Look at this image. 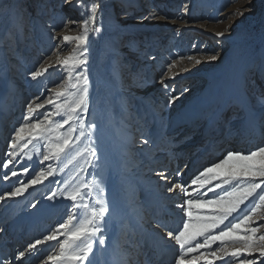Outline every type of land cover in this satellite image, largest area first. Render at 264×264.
I'll return each mask as SVG.
<instances>
[{
    "label": "rangeland",
    "instance_id": "1",
    "mask_svg": "<svg viewBox=\"0 0 264 264\" xmlns=\"http://www.w3.org/2000/svg\"><path fill=\"white\" fill-rule=\"evenodd\" d=\"M64 3V0H0L2 34L0 64L7 75L6 84L1 85L3 82L0 79V176L6 171L3 169L2 160L7 158L8 139L15 128L24 123L26 104L31 101L37 113L45 110L52 113L47 120H41L38 128H26L21 133L17 140L16 155L12 157L18 177H12L8 182L0 180V191L15 186L17 179L27 183L34 177L35 172L41 168L46 169L48 164L54 169L56 160L44 161L43 155L49 154V146L57 142L62 143L64 138L71 136L69 140L71 142L79 131V124L73 121L59 128L57 123L67 118L65 112L76 98L75 93L79 87L75 79L79 69L73 67L80 58L79 53L73 60L68 58L77 52L76 44L66 43L62 38L81 35L85 29L88 30V42L98 35L100 46L96 79H93L90 64L88 65L92 81L90 88L92 106L89 115L98 125L95 132H101L103 127L114 129L115 135L109 134L105 137L111 141L110 151L122 170H118L116 181L122 197L129 203L125 205L128 206L132 219L138 221L141 219L143 224L154 221V214L158 213L160 217L164 213L159 207V202L163 205L168 204L166 206L168 210L173 209V214L177 212L181 216L179 210L172 205H176L184 198L182 191L174 189L172 193H168L166 190L168 184L155 175L164 166L174 167L167 171L172 183L179 182L190 186L191 179L199 171L208 166L211 160H218L233 144H241L236 149H242V152H245L243 149L249 150L251 146L256 149L264 145V125L260 121V116L264 114V0H106L102 3L103 17L101 18L98 12L96 23L89 21L87 25L83 22L90 15L89 10L95 3L94 0L78 2L76 6L69 4L64 7ZM17 15L21 17L22 30L17 25ZM141 17L144 19L141 20ZM69 20H75L77 23L63 27ZM111 22L117 25L116 30L110 28ZM101 23L102 32L95 33L93 28ZM53 28L56 29L55 33L52 32ZM220 32L226 35L225 38L218 40L214 34ZM53 35L56 36L55 40L52 39ZM57 44L60 46L56 47ZM241 46L247 51V58L240 70L242 87L240 91L232 94L231 102L222 107L225 98L214 87L222 76L220 71H217L220 59L227 57L233 63L236 62ZM217 51L220 53L217 61L196 64V60H207L203 53L214 54ZM189 56L193 59H188ZM65 60L68 62L67 65L61 68L60 65ZM173 61L174 66L168 69L167 65ZM50 65L53 67H49ZM33 70L42 73L36 80L28 77V73ZM165 71L168 73L165 81L169 88L175 87L178 92L188 89L171 108L165 107V92L157 83ZM177 73L179 75L175 80L169 79ZM60 91L64 95L56 98L55 93ZM241 96L246 102L250 123L245 119L246 108L241 107L239 103ZM47 99H53L54 104L45 103ZM37 104H43V107L36 108ZM56 104L61 106L59 116L55 115ZM220 105L223 110L221 118L213 123L212 130H209L206 128L207 123L215 117ZM161 112L164 117L163 126L160 121ZM252 116L255 117L254 122ZM245 121L249 124V130L247 129L249 134L245 139H239L238 135H241L243 126H246ZM69 125L77 131H72ZM219 129L221 132H217ZM144 134L154 138L153 142L146 146L141 144ZM249 135H253V139L250 140ZM178 136L183 137L176 140ZM187 140L190 143L186 147L195 146L186 152L185 161H179L178 158L184 154L179 147ZM227 140L234 142L230 144ZM225 143L228 146H222ZM216 148L220 150L218 153ZM179 151L181 153L177 155ZM219 155L220 157L216 159ZM195 157L197 159L193 162ZM9 167L12 168L13 165L10 164ZM24 167L29 168L27 173L23 172ZM189 167L199 170L191 178H183V173ZM178 170L182 174L179 178L173 179ZM230 170H235L231 164L217 171L223 178ZM96 172L103 177L100 187L104 189L107 179L112 175L111 169L101 162V168L96 169ZM91 173L92 168L89 175ZM208 181H212L213 184L220 182L216 176H209L205 181V188L209 186ZM38 186H30L23 195L27 196ZM54 186L55 183L45 190L40 189L34 193L35 195L32 194L22 207L5 212V219L4 215L0 218V227L6 228L5 233L0 234V245L9 242L10 247L8 244L5 246L12 249L15 244L12 250L16 251L39 239V236L47 235L66 219L70 203L55 209L51 219H42V229L27 235L28 241L22 247L19 246L26 235L28 225L24 219L17 220V226L21 225L22 228L17 230L10 240L11 231L9 232L6 225L12 222L19 209L30 208L44 193H50ZM194 187L196 186L188 187V193L192 197L196 196L197 192L204 191L198 187L193 191ZM174 192H177V195H172ZM209 195L211 196V193H208ZM171 196L177 199H169ZM214 207L209 206L200 211L206 214ZM261 217H264V208L258 209L249 227L256 226L257 221L264 222L260 220ZM165 220L166 223L176 221L167 217ZM127 223L126 240H121L120 246H127L129 251L133 252L134 246L137 245L136 248L143 252L142 244L138 241L143 235L131 229L130 223H133L130 218ZM131 232L134 233L132 239L129 236ZM58 233L59 240L68 238L64 235V230ZM259 235H264V228L258 230L257 236ZM136 240L139 244L135 243ZM218 246L227 247L231 251L240 245L231 242L221 244L218 241L207 251L216 250ZM56 250H59L58 245ZM50 251L51 249L46 247L42 253L37 254L39 258L30 259V264L40 263V259L47 256ZM204 251L198 250L188 258L201 256ZM145 256L146 252L142 257ZM248 258L255 260L256 264H260L264 259L259 252L252 253ZM157 259L158 257L154 262L157 263ZM224 260H227L228 264H238L231 257H225ZM209 261L212 264H224L223 260H214L211 256L207 259L200 258L199 264H209ZM47 263L53 264L51 261Z\"/></svg>",
    "mask_w": 264,
    "mask_h": 264
},
{
    "label": "snow or ice",
    "instance_id": "2",
    "mask_svg": "<svg viewBox=\"0 0 264 264\" xmlns=\"http://www.w3.org/2000/svg\"><path fill=\"white\" fill-rule=\"evenodd\" d=\"M66 4L71 3V0H64ZM187 7V6H185ZM90 15L83 23L87 25L89 21L94 24L97 20V13H100L103 17L104 5L100 2L93 3L90 8ZM141 20L144 17L140 18ZM16 22L18 27L22 30L21 17L17 15ZM220 22V21H217ZM77 21H66L63 27H68L69 24L75 25ZM103 30L102 23L95 26L93 31L95 33H101ZM52 32L55 33L56 29L53 28ZM216 38L219 40L225 38V33H215ZM88 30L85 29L83 34L75 37L64 36L62 39L64 42H74L76 44V51L79 53V57L75 64L74 69L78 68L79 72L76 74V82L79 87L75 93L76 98L68 106V110L65 112L66 119L57 123V127L69 124V121H73L75 124H79V134L75 137L76 140H80L81 137H85L90 144V159L95 157V160H91L93 169L92 179L96 182V187L91 188L89 184L83 185L89 188L86 192H81L80 188H74L71 191L68 189L52 190L50 194L46 195L45 199L54 201L58 197L70 201L71 203L67 207L66 219L59 223L56 229H53L47 235H43L39 239H35L33 242L28 243L21 249H17L14 252L7 251L6 247L0 245V264H30V259L37 257V253L40 252V248L43 247L45 242L55 241L58 245V251L56 245L48 244L51 251L43 259H40V264H47L48 261L53 264H93L91 254H93V244L98 243L99 246H104L105 236L104 232L107 226L108 219L111 216L110 204L105 198L104 189L100 187L103 183V177L95 173V170L101 168L102 157L99 154L98 144L93 138L95 131L98 127L94 118L90 113L91 98L90 88L92 81L89 77V42L87 39ZM52 39L55 40L56 36L53 35ZM60 45L57 44L56 47ZM206 57V61L196 60V64L215 62L220 58V53L217 51L212 53H203ZM154 59V57H149ZM183 59V57H180ZM188 59H193L189 56ZM67 60L60 65L61 68L67 65ZM175 61L167 65L168 69L174 66ZM53 67V66H49ZM47 71V69H45ZM187 71V69L185 70ZM42 73L39 70H33L28 73V77L31 80H36ZM168 75L167 71L161 74L157 83L164 89L166 96L165 107L171 108L180 98L188 91L185 88L183 91H177L175 87L169 88L168 83L165 81V77ZM173 74L169 77L170 80H175L176 76ZM75 87V86H74ZM64 93L62 91L56 92L55 97H62ZM45 103L49 105L54 104L53 99L45 100ZM241 107L246 108V102L241 98L239 101ZM43 104H37L36 108H42ZM55 115H60V105L56 104ZM52 113L48 110L37 113L33 108V104L29 101L25 106V114L23 116L24 123H21L19 127L15 128L14 132L8 139V152L7 158L2 160L3 175L0 176V180L8 182L12 177H18V173L15 170L12 157L16 155L17 140L20 138L21 133L28 129L38 128L41 120H47ZM252 121H255V117H251ZM32 121H35L34 123ZM161 126H163V113L160 114ZM261 124L264 125V114L260 116ZM72 131L77 129L72 128ZM87 130V131H86ZM71 136L64 138L62 143H55L49 146V154L43 155L44 161L60 160V154L69 145ZM154 138L149 134H144V138L141 140L142 145H149ZM13 165L12 168L9 165ZM233 165L235 170H230L223 178L220 177V173L217 171L224 168L226 165ZM28 167L23 168V172L27 173ZM54 169L51 164H48L47 168H41L38 172H35L34 177L29 179L27 183L17 179L16 185L9 190L0 191V203H7L9 200L19 198L30 186L38 185L42 183V180L46 177H53L55 180ZM182 173L178 170L177 176ZM156 176L167 182V192L172 193L174 189H181L184 198L175 205L179 210L181 219L178 221L176 227H170L167 223L161 220H154L149 222V230L143 231L142 246L145 248L151 247L154 243L153 237H157L164 244L172 248V260L171 264H199L200 258L207 259L211 256L214 260H223L224 264H228L225 257L234 258L238 264H256V261L249 259L254 252H259L261 257H264V235L257 236L259 229L264 228V222L257 221L256 226L249 227L252 218L256 215L258 209L264 208V145L257 147L256 149L247 153L242 151L229 150L223 154L218 160L212 162L208 166L199 171L194 178L191 179L190 185L196 186L200 189H204L203 192H197L196 196L192 197L188 193V185H182L181 183H172L170 176L167 174V170H160L155 173ZM209 176H216L220 182L213 184L212 181H208V187L205 188V181ZM53 181H49L52 183ZM227 185V187H222ZM196 187L193 191H196ZM214 189H219L215 191ZM211 193V196H208ZM255 194V195H254ZM86 197H93L95 204L89 205L85 203ZM251 198V199H250ZM247 202V203H246ZM39 201L32 204L33 209L38 210ZM96 205H100L97 207ZM209 206H215L211 212L203 214L200 210ZM87 208L89 214L82 216L78 209ZM195 213V215H194ZM264 221V217L260 218ZM60 230H64V235L68 238L61 241L58 239L57 233ZM161 230V231H158ZM5 233V229L0 227V234ZM224 244L225 242H231L233 244H239V247L229 251L227 247H217L216 250L207 251L212 245L217 242ZM259 241L260 243H257ZM40 246V247H38ZM205 250L201 256H193L191 259L188 257L193 253H197L198 250ZM148 264H153L151 260ZM209 264H212L209 261ZM260 264H264V259L260 261Z\"/></svg>",
    "mask_w": 264,
    "mask_h": 264
},
{
    "label": "bare ground",
    "instance_id": "3",
    "mask_svg": "<svg viewBox=\"0 0 264 264\" xmlns=\"http://www.w3.org/2000/svg\"><path fill=\"white\" fill-rule=\"evenodd\" d=\"M94 1H95V3L96 2L103 3L106 0H94ZM78 2L86 3V0H72L71 3H68V4L64 3L63 6L66 7L69 4L76 6L78 4ZM107 27H108V25H107ZM110 28H113V30H116L118 27L116 24L111 22ZM1 37H2V34L0 33V40H1ZM89 45H90V47H89V52H90L89 64L91 67V71L93 73L92 74V76L94 77L93 79H96V75H97L98 70H99L98 69L99 68L98 62H99V55H100V46H99L98 35H96L92 40L89 41ZM77 53L78 52L71 54L70 56H68V58L70 57L71 60L77 58L78 57ZM246 54H247L246 49L242 48V46H241V47H239L236 62L233 63L227 57H223L220 59L219 70H217V71H220V74L222 76L219 77L217 82L214 84V87H216L217 91L225 99H227V98L231 99L232 94L235 93L236 91H238L239 88H241L240 77L242 75V72L240 70H241V67H242L244 61L247 58ZM5 74L6 73H4V71L2 69V64H0V79L3 82V84H1V85H4V83L6 84V77L5 76H7V75H5ZM224 102H226V100ZM91 106H92V103H91ZM220 107H221V105L219 106L218 110H220ZM246 112H247V114H245V117H246L245 119L248 123H250L249 122V115H248L249 111H247V108H246ZM210 122L215 124L214 120L211 118V120L207 123V126H209ZM248 123H246V127H247L246 131L249 130V126H248L249 124ZM244 127H245V125L243 126V128ZM211 130H212V128H211ZM196 132H197V129H195L194 133H196ZM78 134H79V131L77 132L76 136ZM109 134L115 135L114 129L112 130V129L103 127L101 132H95V135L93 137L99 146L98 147L99 154L102 157L101 162L105 163L107 165V167L109 169H111V172H112V175L109 176V178L107 179V183H106V186L104 188L105 198L109 202L110 208H111V216L108 219L106 230L104 232L106 243L102 247L99 246L98 243L93 244V254H91V259L93 261V264H141L142 262H144L143 260L146 259L145 258L146 256L142 257L144 252L147 253L146 255L149 254V255H153L155 257H158V259H157L158 261H159V258L162 257L163 259H162L161 263L162 264H168L172 260V256L170 257V255H172V248L170 246L164 244L157 237H153L154 243L151 246V249H148V248H145L142 246L143 252H141V250L136 248L137 245L134 246L133 249H135V250L133 252L135 253V251H138V253H136V254H134L132 251L130 252L129 248L127 246L126 247L120 246L121 240L125 239V237H126L125 234L127 233V228L125 227V225H126L127 221L129 220V218L133 224H136V223L134 221L135 219H132L131 216L129 215L130 210H129L128 206L125 205V204H129V203H127L126 198L122 197L121 190L117 185L116 178L119 174L118 170H121V167H120L119 163H117V161H115L113 153L110 151L109 147L111 146V141L109 139H106V137H105ZM181 137H183V136H181ZM181 137L178 136V138H176V140H180ZM251 139H253V135H251L250 140ZM191 141H193V139ZM236 141H237V139H236ZM188 143H190L189 140L181 143L182 145H180L179 148H180V150L182 149L181 152L184 151V154H183V157L178 158L179 161H181V160L185 161L186 160L185 158L187 157L186 152L188 153L190 151V149H193V147L195 146V145H192V147H190V146L186 147V145ZM239 145H241V144L236 143L232 147H230L229 149L233 150V151H242V149H236V147ZM222 146L225 147V146H227V144L225 143V145H222ZM203 148H205V147H203ZM251 148H252V146L249 148V150L243 149V151H245V153H246V151H251L254 149V148H252V149ZM89 149H90V144H89V141L85 137H81L80 140H76L74 138L71 142H69V145L60 154V160H56V162H55V166H54L55 180L53 181V177H46L45 179L42 180V183L38 184L39 186L36 187L35 189H33L32 192L29 193L27 196H24L22 194L19 198H16L14 200H9V201H7V203H1L0 204V218L4 215L3 218L5 219V216H6L5 212H9V211L14 210L16 208L22 207L25 204L26 200H28V198L32 194H34V193L36 194L40 189L45 190V188L51 186L53 183H55L53 190H60V191H62L64 189H68L69 191H71L72 189L79 187L81 192H84V191L86 192L89 190V188H86L83 185L89 184L90 181H91V184H89V187L95 188L96 182L92 179V176H91L92 173L89 175V170L92 168L91 160H95V157H91V159H90ZM219 151L220 150L216 148V152L218 153ZM181 152L179 151V153L177 155H179ZM211 152H213V150H211ZM198 153H200V151ZM220 155L216 159H218L220 157ZM196 159H197V157L193 158V162ZM154 161H156V160H154ZM214 161H216V160L215 159L211 160L210 164ZM173 168H174L173 166H170L169 168H165V166H164L163 168H161V170L166 169L168 171L169 169H173ZM198 170H199V168L196 169L194 167H189L184 172V169H183L182 170L184 172L183 178H186V179L191 178L196 173V171H198ZM95 173H97L96 170H95ZM175 177L179 178V176H177L176 174L173 176V179ZM49 181H53V182L49 183ZM166 184H167V182H166ZM189 185H190V183H189ZM190 186H188V187H190ZM178 190H181V189H178ZM50 193L46 192V193H44V195L42 194L43 196L39 200H37L40 202L38 205V210L33 209L32 207L21 208V209H19V212L16 214V216L13 218L12 222L9 224L6 223L7 224L6 227L7 228L9 227V232L11 231L10 232V240L12 239V237L16 233V231L22 228L21 225L17 226V220L20 221V220L24 219L25 223L28 225L26 235H25L24 239L21 241L19 247H22V245H24V243L26 241H28L27 235H29L31 233L33 234V232H36L37 230L42 229V227H43L42 226L43 225L42 219H45V218L51 219L52 218L51 215L55 211V209L62 208L66 204L71 203L70 201L65 200V199H61L59 197L54 201H49V200L45 199L46 195H48ZM143 194H144V192H143ZM174 194L177 195V192H174L172 195H174ZM172 197H174V196L169 197V199H171ZM172 199L176 200L177 197L172 198ZM85 203L92 205V204H95V200L93 199V197H86ZM156 203H157V200H156ZM96 206L99 207L100 205H96ZM172 207H175V205H172ZM171 210H173V209H171ZM78 211L82 214V216H86L89 214L90 210L87 208H81V209H78ZM175 213L177 214V212H175ZM175 213L173 214V211H169V212H167L166 216H164V218H158L154 214V219L164 221L165 218L167 217L168 219L176 220V221H172V222L169 221L167 223L170 227L174 228V227H176L178 221L181 219V216H179L178 214L175 215ZM170 214H173L175 216H169ZM136 221H138V220H136ZM138 222L140 224L144 225L143 229L138 228L137 224L135 225L137 228H135V226L130 223L131 229H133L135 232H137V234L139 233L140 235H143L142 230H144V227H146V224H148V223L143 224V221H141V219ZM166 222L167 221L165 220V223ZM48 223H50V221H48ZM44 226H46V224H44ZM54 226L55 227L57 226V222L54 223ZM140 229H142V230L140 231ZM45 230H46V228H45ZM147 230H149V227ZM158 231H161V230H158ZM21 232L23 233V229L21 230ZM133 234H134L133 232H131L129 234L131 239L133 238L132 237ZM1 235H3V234H1ZM57 235L60 236L59 233ZM6 236H7V233H6ZM41 237L42 236H39V238H41ZM1 238H3V237H1ZM141 240L142 239H140V238L138 239L139 242H141ZM138 241L136 240L135 243L139 244ZM8 243L9 242H6V244H3V246L7 245ZM49 243L56 245L55 241L45 242L43 247L40 248V252L37 254L42 253V250H44L46 247H48ZM141 244H142V242H141ZM17 245H19V244H17ZM7 246L10 247V244H8ZM7 246H5L7 251L10 250L11 252H14V250H12V249L15 248V244H13L12 249H9V247H7ZM38 247H40V246H38ZM167 257H170V258L167 259ZM149 260H151V259H147V264H148ZM125 261H126V263H125ZM66 263L68 264L67 261H65V264ZM38 264H40V263H38Z\"/></svg>",
    "mask_w": 264,
    "mask_h": 264
}]
</instances>
